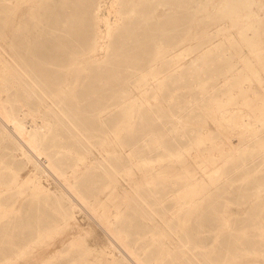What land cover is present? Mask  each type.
I'll return each mask as SVG.
<instances>
[{
  "label": "rangeland",
  "instance_id": "obj_1",
  "mask_svg": "<svg viewBox=\"0 0 264 264\" xmlns=\"http://www.w3.org/2000/svg\"><path fill=\"white\" fill-rule=\"evenodd\" d=\"M35 2L36 0H12V7L17 8L14 19L22 15L27 18L26 13H30L32 7H37ZM261 2L264 3V0H255L250 4L253 20L244 28L243 23L246 19L237 20L238 22L232 26L233 21L229 18L215 21L214 24L212 21H202L197 26V22H194L190 27L188 19L191 13L188 9L192 4L177 3L175 0L170 2L122 0L121 3L99 0L93 6V14L100 15V18H104L112 25L118 24V30H115L109 39L115 50L119 49L121 43L126 49L134 46L130 37L132 28L136 30V37L137 33L142 31L143 22L138 23L142 17L141 13L139 17L130 21L126 12L131 7H137L140 12L143 8L145 10L149 7L155 19L158 18L167 29L165 42L177 44V49L165 58L175 55L173 66L180 69L173 75L168 74L171 76L165 79L156 93L153 90L145 91L141 87L131 86V95L138 98L137 102L132 106L126 103L125 108L121 107L122 104L116 105L115 108L112 105L108 114L102 113L101 121H98V107L103 106V103L114 104L121 100L118 98L120 93L118 83L100 93L99 103L93 102L99 91H92L80 85L70 90L75 94L76 99L66 98L59 106L51 104L46 99L44 103L32 108L31 113L24 118L26 126L40 124L43 119L49 121L44 125L47 132L42 140L43 146L50 153L57 152V156L68 157V162H77L72 178H68V174L71 173L68 167L65 168L66 174L61 175V179L53 172L51 175L45 155H36L29 149L32 151L30 153L26 149L27 145L22 144L25 141L13 133L12 125L6 124L16 137H20L16 139L21 141L26 151L35 155L32 156L33 163L27 162L24 156L14 151L10 144L1 140L0 136V176L5 180L0 183V189H3L0 194V205H5L7 209L11 208L4 214L0 211V264H62L64 262L69 264L67 261L74 250L82 253L84 259L87 257L85 254L87 249L90 250L88 257L99 259L98 263L91 264H106L103 261L109 259L104 253L111 247L118 254H124V250H120L121 247L115 239L111 237L113 242L109 238L111 235L106 230L107 222L115 223L126 231L131 245L145 263L264 264V184L260 183L262 181L264 183V155L259 153L262 149L261 144L264 143V115H260L264 112V101H260L264 100V49L261 51V48H264V4ZM72 5L66 10L78 9ZM38 7H40L38 11L46 15L49 12L56 15L63 12L54 4L38 5ZM216 10L217 8H212L209 14ZM148 21L149 26L152 22L150 19ZM42 22L48 24L49 16H44ZM205 26L213 29L229 26L232 37L230 40L223 38L224 42L213 46L210 53L207 52L206 47L195 51L193 48L198 45L194 37L195 32ZM98 28L104 29L103 21L99 23ZM238 30H243L249 40L243 41ZM121 32L124 33V37L121 36ZM220 37L217 36L214 40L218 42ZM248 44H252L251 50ZM200 45L203 47L206 43ZM103 52L100 49L97 52L98 56L103 55ZM219 53H222L223 59ZM118 54L111 52L107 60L112 66L109 69L112 75L114 72V75L123 80L131 70L129 67L131 63L127 59V53H120L119 60ZM239 55L247 57L252 64V69L248 72L250 74L247 73L238 81H242V86L247 89L239 91L241 85L239 86L240 83L235 81V89L228 91L229 87L222 84V73L233 61H238L237 66L241 67ZM8 57L5 48L0 47V59L4 60ZM116 60L120 62H115ZM113 62L116 65L112 64ZM2 67L3 63L0 61V71ZM99 71L104 73L107 70ZM164 71L173 72L167 69ZM96 72L97 70L93 71ZM4 94L2 93V96ZM230 95L231 100L226 102ZM192 99H200V101L194 105ZM194 106H197V109L187 113V109ZM47 107L66 108L73 113L77 112V118L84 120L86 124L77 129L72 127V130L68 126L70 131L59 124V118L46 110ZM223 110L229 113L223 114ZM175 114L180 115L181 119H177ZM65 118L69 122L75 120L70 114ZM176 121L182 124L180 129V133L184 132L182 137L173 130L171 123ZM261 125L263 129L252 132L255 127ZM76 132L80 133L79 143H76L75 137L72 136V133ZM147 132H154L160 139V145L151 146L149 150L144 148L143 156L149 157L151 162L139 163L130 155L131 144ZM246 134L260 137L252 138L250 149L246 152L226 160L227 155L235 151L233 148L241 144ZM62 146L68 147V151L62 149ZM113 151L121 152L119 156L122 159L120 163L122 166L117 165L120 169H114L111 164L116 163L118 157ZM99 162H102V165H97ZM35 166L45 172H39L38 176L34 171ZM34 174L38 176L47 195L52 196L51 193H56L59 196L61 193L71 202L77 197L69 193L70 190L66 185L75 184L87 197L88 206H84L79 200H74L75 202H72L75 206L74 218L68 222L62 221L58 212L49 206L51 198L46 200L42 198L43 195L31 197L27 194L32 191L29 185L21 182L15 184L12 181L14 176L22 180ZM191 174L198 184H205L206 188L210 184L215 186H212L209 195L197 205V209L190 213V217L203 215L206 218L203 225H198L190 218L189 221L180 222L173 229L174 232L185 237L188 247L193 251L190 253L195 254L196 258L189 261L185 260L183 252L178 249L172 251L166 249V246L175 248L174 245L178 243L176 235L169 233L171 230L159 218L170 216V211L162 213L158 206H151L147 201H150V195L165 194L171 184L175 188L185 186L190 181ZM182 194H178L177 199H182ZM258 195L260 198L257 201ZM164 205L169 208L175 205V202L167 200ZM150 207L156 211L152 212ZM151 215L152 219L149 218ZM207 218L211 221L209 222ZM183 223L185 225H182ZM222 229L231 233V245L218 243L217 240L222 238ZM74 238L77 239V243L71 245L69 240ZM111 264H122V262L115 261Z\"/></svg>",
  "mask_w": 264,
  "mask_h": 264
},
{
  "label": "bare ground",
  "instance_id": "obj_2",
  "mask_svg": "<svg viewBox=\"0 0 264 264\" xmlns=\"http://www.w3.org/2000/svg\"><path fill=\"white\" fill-rule=\"evenodd\" d=\"M162 1L170 2V0ZM175 1H177V3H186V5L192 4V6L188 9V12L191 13L190 18L188 19V24L190 23V27L194 22H197V26L202 21H212L214 24L215 21L222 20L223 18H229L230 21H233L232 26H234L238 22L237 20L246 19L245 23H243L244 28L246 26H249L253 20V13L250 8V4L255 0H226L224 2L218 0ZM97 2H99V0H36L35 5H37V7H32L30 13H26V15L28 16L27 18L22 15L21 17L14 19V13L17 8L12 7V0H0V47L5 48V52L8 53V56L10 57V59H8L9 57L4 58V60L0 59V61L3 63L2 70L0 71L1 140H4L8 144H10L12 146L11 148L14 151H18L19 154L21 156H24L26 161L29 163H33V155H45V157L47 158L46 164L48 165L47 167L51 171V175L54 173L59 178L61 177V175L66 174L65 168L67 167L70 168L69 171L71 172L70 175L68 174V178L73 176L74 171L76 170L77 162H68V157L64 155L57 156L56 151V154L50 153L43 146L42 140L47 132L44 125H47L49 123L48 120L43 119V122L40 124L35 123L31 124L29 127L26 126L24 118L31 113L33 107H35L37 104L44 103L46 99H48L51 104H55L56 106H59V104L62 103V101H64L66 98L68 100L76 99L75 94L71 93L70 90L80 85V87L83 86L84 88H89L92 91H99V94H96L97 97L93 99V102L96 101L97 103H99V101L101 102L100 93H103L104 90L118 83L120 86V93L118 94V98H121V100L118 103L114 104L113 102H108L106 104L103 103V106H100V108L98 107V121H101L100 116L102 115V113L108 114L112 109V105H114L115 108L116 105L122 104L121 107L125 108L124 105L126 103H128L129 106H132L137 102L138 98L133 97L131 95V86L141 87L145 91L153 90L156 93V90L160 88L161 85H163L165 79L173 75L174 72L177 73L180 69V67L173 66L175 55L165 58L168 54H171L174 50L177 49V44L165 42L166 40L164 39L167 37V29L163 26V23L160 22L158 18L155 19V16L153 15V12L149 9V7H147L145 10L143 8L142 12L138 11L136 9L137 7H131L126 12V16L129 18L130 21L132 20V18H137V16L139 17L141 13L142 17H140L138 23L142 24L143 22V24L141 25L142 31L140 33H137L136 37V30L132 28L130 30V37L131 40L134 42L132 43L134 44V46L130 49H126L125 46L121 43L118 47L119 49L115 50L114 48H112V42H110L109 39L112 33L115 30H118L119 26L118 24L112 25L104 18H100V15L99 17L97 16V14H93V6ZM111 2L121 3L122 0H111ZM49 4L59 6L63 10V12L59 15L49 12V14L47 13L46 15L43 12L38 11V8H40L38 7V5L44 6ZM261 4L264 3L261 2ZM71 5L72 7H78V9H75V11H67L66 8L71 7ZM212 8H217V10L213 11L212 14H209ZM44 16H49L50 22L48 24L42 22V20H44ZM249 18L251 19L247 21ZM149 19L152 23L148 26L147 24L149 22ZM101 21H103L104 24L103 30L98 28L99 23ZM234 28L235 27H233V29ZM238 33L241 35V38H243V41L249 40V38H247L244 34L243 30H238ZM256 33L257 37H259L258 32ZM120 34L122 37L125 36L122 32ZM217 36H221L220 38H218V42L214 40V38L216 39ZM194 37L195 40L198 42V45L195 46L193 50L196 51L200 48L206 47L205 49L207 50V52L210 53L214 48L213 46L217 45L218 43L224 42L223 40L225 39L223 38L230 40V38L232 37V32L229 26L220 29H213L212 27L208 28L207 26H205L201 30H197L195 32ZM241 38L239 37V39ZM200 43H206V46L202 47ZM251 46L252 44L249 45L250 50ZM100 49L104 52L102 53L103 55L98 56L97 52ZM262 49L264 48H261V51H263ZM111 52L114 54L119 53L117 55L118 60L121 56L120 53L128 54L127 59H129V62L131 63V65H129L131 70H129L128 75L123 80H120L117 75H114V72L112 75L111 70H109L110 68H112V66H110V64L108 63L107 58L109 57V54ZM221 54L219 53L220 56ZM238 57L239 61H241L242 63L241 67L237 66L238 61H233L228 64V66L222 73L223 77L221 81L223 82L222 84L224 86L229 87L228 91H233L235 89V81L238 82L239 80L243 79L245 75L252 69V64H250L251 61L248 60L247 57L243 55H239ZM143 59L145 60L143 61ZM118 60H116L115 62H118ZM115 62H113L112 64H115ZM165 69L172 70L173 72L166 73V71H164ZM96 70L97 72L93 73V71ZM99 70L107 71L103 73ZM70 78H73V80H70ZM148 79H150V82H148ZM238 83H240L238 84L239 86L241 85L239 91H244L247 89L242 86V81ZM2 93H5L4 96H2ZM231 98V95L228 96L226 102H229ZM191 101H193L192 104L195 105V103L200 101V99H192ZM260 101L263 102L264 100ZM195 109H197V106H194L193 108L190 107L187 109V113H191ZM46 110L56 115L60 120V123H58L62 126L64 125V128L66 129H69V127L70 129L72 127L77 129V127H81L86 124L84 120L77 118V112L73 113L69 111V109H54L52 107H49ZM127 112H129V109L127 110ZM222 113H225L227 115L229 112L223 110ZM68 114L74 116L75 120H71L69 122L65 118ZM261 114L264 115V112H261L260 115ZM111 116L112 115H110V117ZM175 117L177 119H181V116L178 114H175ZM7 123H10L12 125V129L14 130L13 133H16L25 141L22 144L27 145L28 148L26 149H31L35 154L31 155L30 153L32 151L29 150L30 153L29 151H26L24 146L20 143L21 141L19 142L16 139L18 138L16 137V134L14 135L11 132L12 130L10 131V129L7 128L8 126L6 127ZM171 124L173 126V130L179 133V137L184 136V132L180 133V129L182 128L181 122L176 121L172 122ZM214 128L216 129V127ZM261 128L263 129L262 125L257 126L254 130H252V132H258L261 130ZM141 129L143 128L141 127ZM79 135V132L72 133V136L75 137L76 143L80 142ZM257 137L259 138L260 136L255 135L253 137L251 134H246V136L243 137L241 144L233 148L235 149V151H232L227 155L226 160H229L236 155L243 154L244 152H246V150L250 149L249 146L251 145L250 143L252 141V138ZM159 145V137L154 132H147L140 139L131 144L130 155L132 157H135L139 163L151 162V159L149 157L143 156L144 148L149 150L151 149V146L158 147ZM261 148L262 149L259 153L261 155H264V143L261 144ZM62 149L68 151V147L66 146H62ZM113 153L114 155H116L117 153L118 157H116V163L111 164L114 169H120L117 165L122 162V159L119 156V153L121 152L118 153L117 151H113ZM39 157L40 156H38V158ZM36 160H38L40 163L39 159L36 158ZM97 165H102V162H99ZM34 171L37 173L38 176L39 172H45H42V170H40L36 166L34 167ZM48 171L49 170H47V172ZM37 175H29L23 178L22 180H18L17 176H14L12 181L15 184L21 182V184L26 183L27 185H29V189H32V191L28 192L27 194L31 197H40L41 195H43L42 198H45L46 200L51 198L52 200L49 206L52 207L53 210L58 212L59 218L62 221L68 222L69 220H72L74 218L75 206L72 203L74 200H79V202H82L84 206H88L87 197L84 195L82 190L75 184H73V186L66 185V187L71 191H69V193H73L78 198H72L73 201L71 202L61 193H59V196L56 193H51L52 196L47 195ZM189 177L190 181H188L185 186L175 188L173 187V184H171V186H168L169 189L166 191L165 194L159 195L158 193H156L155 195H150V201L147 202L150 203L151 206H158L159 211H161L162 213L170 211V216L166 218L160 216L159 218L161 219L162 223L164 222V225L168 227L169 230H171L169 233L172 232L176 235V242L178 243L174 245L175 248L166 246V249H168L169 251L178 249L179 251L183 252V257L185 258V260L187 259L191 261L196 258L195 254L190 253L193 251L190 247H188V242L185 237H182V234L174 232L173 229H175V227H177L180 222L189 221L190 218H192L194 222L196 221L198 225H203L204 221L206 220L203 215L190 217V213L197 209V205L209 195V190L212 188V186L215 185L210 184L209 186H207L208 188H206L205 184L197 183L196 179L193 178V174H191V176ZM63 180L65 181V179ZM3 182H5V180H3V178L0 176V183ZM260 183L264 184L263 181ZM61 187L63 188L64 185L62 184ZM2 191L3 189H0V194L2 193ZM180 193H183V198L179 200L177 199V196ZM249 194L252 195V193ZM259 198V195L256 196L257 201ZM167 200L174 201L175 205L166 208L164 204ZM150 209L152 212L156 211L152 207H150ZM8 210H11V208L7 209L5 205H0V211L3 212V214ZM149 218L152 219L153 216L151 215ZM207 220H209V222L211 221L210 218H207ZM182 225L185 224L183 223ZM106 230L109 232L108 234L111 235L109 237L107 234V236L109 238L112 237L115 239V242H117L118 246L121 247L120 250H124V254H118L114 250V248L111 247V249L105 251L104 253L107 255V259L109 260H105L103 261V263L105 262L106 264H111L115 261H121L122 264H149L145 263L142 258L137 254L135 248L131 245L129 235L126 233V231L122 229L121 226H117L115 225V223L112 222H107ZM221 232L222 238L217 240L218 243L225 244L227 246L231 245V233L229 231H224V229H222ZM69 243L71 245L76 244L77 239L74 238L72 240H69ZM89 251L90 250L87 249V253H85L87 257L83 259L82 253H78L74 250L72 252L73 255L67 262H69V264H83V262H85L86 264L98 263V258H94L92 256L88 257ZM188 263L190 264V262ZM62 264H66V262Z\"/></svg>",
  "mask_w": 264,
  "mask_h": 264
}]
</instances>
